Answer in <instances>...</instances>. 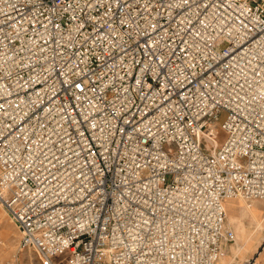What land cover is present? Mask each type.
Instances as JSON below:
<instances>
[{"label":"built area","instance_id":"1","mask_svg":"<svg viewBox=\"0 0 264 264\" xmlns=\"http://www.w3.org/2000/svg\"><path fill=\"white\" fill-rule=\"evenodd\" d=\"M230 198L264 201V0H0V205L21 251L220 264Z\"/></svg>","mask_w":264,"mask_h":264},{"label":"rangeland","instance_id":"2","mask_svg":"<svg viewBox=\"0 0 264 264\" xmlns=\"http://www.w3.org/2000/svg\"><path fill=\"white\" fill-rule=\"evenodd\" d=\"M224 120L225 116L222 117L221 122L218 124V146L220 147L225 143L228 137V133L222 129ZM177 149V145L174 143L165 145V150H171L172 156H175ZM241 204L244 205L246 209L249 208V210L258 209L257 218L261 224L255 223L250 216H246L243 225L239 226L238 223H231L227 217L228 226L236 232L235 243L237 240L242 242L243 230H248L249 244L246 245H249V248L246 249L245 247L237 246L238 248H236L234 252L227 254L223 264H264V201L254 200L246 202L243 200ZM248 204L253 206L249 207ZM20 238L21 234L15 222L0 205V264H40L34 251L20 250ZM67 255L68 253L57 257L55 259L56 262L59 264H69Z\"/></svg>","mask_w":264,"mask_h":264},{"label":"crops","instance_id":"3","mask_svg":"<svg viewBox=\"0 0 264 264\" xmlns=\"http://www.w3.org/2000/svg\"><path fill=\"white\" fill-rule=\"evenodd\" d=\"M241 203H243L242 199H231V200H227L225 202V208L227 210V217L229 218L230 222L231 223H238L239 226H242L244 223V218L246 216H250L252 221H254L255 223L261 224V222L257 218V213L259 210L256 208L253 210H249V208L246 209L245 206L242 205ZM227 226H228V224H227ZM229 228H231V227H229ZM235 234H236V232H235ZM246 244H249L248 243V230H243L242 242L237 240V242L234 245H231L232 248H231L230 253L234 252L236 250V248H238V247H245L246 249H248L249 245L247 246ZM243 251H244V249H243ZM224 258L221 259L220 264H223Z\"/></svg>","mask_w":264,"mask_h":264},{"label":"bare ground","instance_id":"4","mask_svg":"<svg viewBox=\"0 0 264 264\" xmlns=\"http://www.w3.org/2000/svg\"><path fill=\"white\" fill-rule=\"evenodd\" d=\"M217 146H218V142H217ZM231 199H242V198H230V199H227V200H231ZM227 200H226V201H227ZM242 200H244V199H242ZM226 201H225V202H226ZM224 206H225V204H224ZM248 206H249V207H252L253 205L248 204ZM225 210H226V208H225ZM226 214H227V210H226ZM3 217H4V216H3Z\"/></svg>","mask_w":264,"mask_h":264}]
</instances>
